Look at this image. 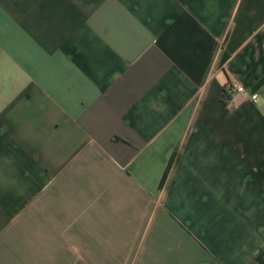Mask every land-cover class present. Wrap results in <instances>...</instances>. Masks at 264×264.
Wrapping results in <instances>:
<instances>
[{"label":"crops","instance_id":"crops-1","mask_svg":"<svg viewBox=\"0 0 264 264\" xmlns=\"http://www.w3.org/2000/svg\"><path fill=\"white\" fill-rule=\"evenodd\" d=\"M0 264H264V0H0Z\"/></svg>","mask_w":264,"mask_h":264},{"label":"built area","instance_id":"built-area-1","mask_svg":"<svg viewBox=\"0 0 264 264\" xmlns=\"http://www.w3.org/2000/svg\"><path fill=\"white\" fill-rule=\"evenodd\" d=\"M232 91H235V92H243L244 91V88L242 87V85H240V84H235V85H233V86H230L229 88H228V90H227V92L229 93V92H232ZM256 97H257V95L255 94V93H252V94H250V96H249V98L251 99V100H255L256 99Z\"/></svg>","mask_w":264,"mask_h":264},{"label":"trees","instance_id":"trees-1","mask_svg":"<svg viewBox=\"0 0 264 264\" xmlns=\"http://www.w3.org/2000/svg\"><path fill=\"white\" fill-rule=\"evenodd\" d=\"M225 94V92L223 91V95Z\"/></svg>","mask_w":264,"mask_h":264}]
</instances>
